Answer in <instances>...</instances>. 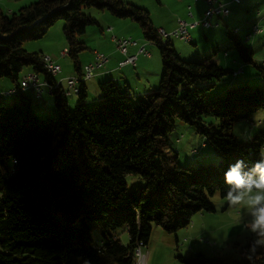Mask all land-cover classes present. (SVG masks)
<instances>
[{"label":"trees","instance_id":"1","mask_svg":"<svg viewBox=\"0 0 264 264\" xmlns=\"http://www.w3.org/2000/svg\"><path fill=\"white\" fill-rule=\"evenodd\" d=\"M89 8L140 25L144 38L160 53L158 88L135 95L132 87L105 79L98 84L101 99L87 107L86 80L72 95L78 100L70 107L68 87H60L46 69V55L29 52L24 44L41 40L62 19L66 55L75 76L82 77L79 55L88 47L79 37L98 25L86 13ZM228 35L240 58L252 63L253 50L234 30ZM256 67L264 77L263 67ZM25 68L48 84L42 91H52L53 116L40 117L34 111L33 98L39 97L22 89ZM230 72L239 76L243 69L237 74L212 61L182 59L147 10L122 0H38L11 15L0 10V79L15 85L4 93L14 96L11 103L0 99V220L6 222L0 226V264H134L135 248L140 242L148 247L154 224L173 234L188 227L196 213L214 212L209 197L219 193L225 198L228 166L237 159L251 166L263 157L264 128L247 141L238 139L233 128L264 111V87L231 86L209 97L212 87L201 86ZM206 116L219 123H205ZM178 120L203 136L224 162L199 169L181 166L168 140ZM127 176L144 185L130 189ZM95 224L101 228L96 243ZM124 231L128 244L120 239ZM254 239L241 247V259L234 263L203 253L180 260L264 264V247L249 252Z\"/></svg>","mask_w":264,"mask_h":264},{"label":"rangeland","instance_id":"2","mask_svg":"<svg viewBox=\"0 0 264 264\" xmlns=\"http://www.w3.org/2000/svg\"><path fill=\"white\" fill-rule=\"evenodd\" d=\"M38 0H0V10L6 14L11 15L16 13L20 8L28 6ZM127 4L144 8L149 12L150 18L154 26L159 28H167L175 21L184 19L189 22H194L198 18H190L188 11L191 7L196 10L197 0H122ZM231 14L229 17L216 16L220 22L219 29H206L201 26L192 28L190 33L192 37H201L200 43L193 41L187 43L180 38L170 37L171 43L174 45L176 51L184 52V55L191 50H195V58L181 56L186 61H212L218 63L221 68L225 67L223 62H219L220 57H225L229 54V59L235 57L239 63L237 68L230 69L231 71L239 73L238 71L244 68V73L239 74L238 85H252L253 87H264V77L260 70L256 67H263L264 69V32L254 34L253 28L259 26L264 27V0H242L238 5L230 7ZM86 13L92 15L98 25H91L87 28V32L79 37L88 49L79 55V61L82 67L88 65L94 50L103 51L110 46V39L112 36L127 35L139 36L145 42L147 50L151 54H155V58L151 62L153 71L160 74L162 72V63L158 48L149 43L143 36L140 25L132 19H122L113 16L106 10H97L89 8ZM179 18V19H178ZM133 24V27L130 26ZM227 25V27H226ZM129 26L128 30H125ZM135 26V27H134ZM114 28V33L108 31V28ZM238 29L239 34L236 36L243 42L245 47H251L253 50V62H244L237 50L231 42L228 31ZM131 30V32H130ZM122 31V33H121ZM215 32H224L226 39L225 43L214 42L218 38H210L206 40L207 34H214ZM251 34V38L246 37ZM208 37V36H207ZM219 41V40H218ZM114 45V44H113ZM115 46V45H114ZM67 42L63 34V20L60 19L57 23L49 29L45 37L38 41H29L24 44V48L29 52H42L43 54L53 53L58 51L54 58H58V63L64 69H71L76 75L73 61L68 55L60 56V53L67 51ZM54 54V53H53ZM180 55V54H179ZM53 57V55H52ZM225 60V59H224ZM226 69V68H224ZM26 72H30V68H25L21 73L23 76ZM74 75V76H75ZM233 72L228 73L220 79H213L201 83L205 88L212 87L207 95L215 97L225 93L223 87L235 79ZM3 82H8L7 79H0V88ZM96 78H91L86 81L88 98L86 101L87 107H92L101 99V93L98 87ZM159 82L156 88L159 87ZM155 88V89H156ZM134 90V83H132ZM154 89V88H153ZM1 93V100L6 103H11L14 98L13 95H6ZM30 94V93H28ZM138 95V94H136ZM143 95V93L141 94ZM33 96V95H32ZM139 96H136L138 98ZM69 100H74V104L70 107L74 108L78 100L77 95L71 96ZM39 105V107H37ZM54 105V103H53ZM44 105L39 103L38 99L33 98V108L37 115L45 117L46 114L41 112ZM41 109V110H40ZM53 116V115H50ZM204 122L207 124L219 123V119L214 116L204 117ZM264 128V111L260 110L252 114L248 119L238 121L234 124L233 134L242 141L251 140L253 135ZM170 149L172 154H178V162L183 167H192L199 169L206 166H219L224 160L219 157L212 146H210L206 139L199 135L193 127L185 124L181 120L176 123L175 129L168 135ZM264 157V148L262 150ZM128 187L135 188L143 186L144 182L141 179L133 176H127ZM211 205L214 207V212L201 211L194 215L188 227L181 228L176 233L169 234L158 225H153L152 234L146 250L149 252V264H184L180 258H189L197 253H203L208 258H222L227 263H234L241 259V247H243L251 238H254L245 225L250 219L246 209L230 207L224 197L219 193L209 197ZM5 219L0 220V226L5 225ZM100 225L95 224L92 231V240L94 243L101 239ZM120 239L124 244L129 243V236L127 231L120 232Z\"/></svg>","mask_w":264,"mask_h":264},{"label":"crops","instance_id":"3","mask_svg":"<svg viewBox=\"0 0 264 264\" xmlns=\"http://www.w3.org/2000/svg\"><path fill=\"white\" fill-rule=\"evenodd\" d=\"M233 5H238V4L230 3L228 5V8L230 10V14H231L230 7ZM206 8H207V6H206V3L204 0H197L195 11L193 9H191V7H190V9L193 10V12H194V16L198 19L203 16V13L205 12ZM230 14L227 15L226 17H229ZM220 16H224V15H220ZM219 22H220V20L215 16L213 18V23H217L218 27H213L214 29H219L221 27ZM177 24H178V22L175 21L173 24L169 25L166 29L165 28H159L158 30L164 29L167 32H171L172 30L177 28ZM130 26L133 27V24H130ZM197 27H199V26H197ZM226 27H227V25H226ZM111 29H113L112 32L114 33V28H112V27H109L108 31L109 30L111 31ZM128 29H129V26L125 30H128ZM206 29H211V28H206ZM130 32H131V30H130ZM121 33H122V31H121ZM236 34H239V32H237ZM118 36L121 37V36H127V35H118ZM204 36H205L206 40H209L210 38H213V39L218 38L219 41L218 40L214 41L217 43H220V42L225 43V41H226V39L224 37V32H215L214 34H207L208 37L206 35H204ZM192 38H193L192 42L196 41V42L200 43V41H201V37L199 38L197 36L196 37L194 36ZM133 39H135L137 41L138 45L130 47L128 54L129 55H137V65L132 66L130 64H127L125 66H120V62H122L125 59V56L117 49V47L114 44V42L112 41V37H111V39H110L111 44H110L109 48H107L103 51H100V52L105 53L109 57V62L103 68L96 71L94 78H96L98 81H102L105 79L116 80L122 84H126L127 86H129V88H131L132 83H134V90H132V88H131V92H133V94H135V95L136 94L141 95L142 93L143 94L148 93V92H150L156 88L155 86H156L157 82H159L161 73L158 74V72L153 71L152 66H151V62L155 58V54H151L150 51L147 50V46H146L145 42L142 41V38L139 36L133 35ZM140 46H144L146 48V50L149 52V56H146L145 54L138 52V49ZM251 47L252 46H250V48ZM95 51L96 50H94L92 52L93 56L89 60L88 64H90L94 61V52ZM63 52H66V50ZM63 52L60 53V56H62ZM177 52L182 57L187 56L190 58H195L194 56H196L195 50H191L186 55H184V52H182V51H177ZM53 53H48V54H44V55L50 56V57H52V55H53V57H52L53 60L57 64H59L58 58H56L58 51L53 52ZM54 56H56V57L54 58ZM219 62L220 63L223 62V64H225L224 68L229 69V70L232 69L233 67L237 68L239 66V63L235 57H231L229 59V54H227V55L225 54L224 58L220 57ZM242 69H243V73H244V68L242 67ZM28 73H30V72H26L24 75L26 76ZM74 75L75 74L73 72H71L70 68H68V69L64 68L63 69L61 66V71L54 76V79L56 80V82H58L60 84V87H62L63 89H66L68 87L67 79L70 77H73ZM239 82H240L239 76H236V78L231 79L230 82L228 84H226V87L224 86L223 87L224 89H222V90H225L228 87L234 86L235 84H237ZM85 86L87 88L86 83H85ZM13 88H15V85L12 84L10 81L3 82L1 84L0 92H6L7 90H11ZM25 93L26 94L30 93L29 95H33L35 97L34 91L32 89L26 90ZM70 98L71 97L68 98V103L71 106L72 104H74V100H69ZM38 100H39V103L44 105L43 110L40 109L41 112H43L44 114H48V115L54 114L52 91L45 89L43 96L41 98H39ZM37 107H39V105H37Z\"/></svg>","mask_w":264,"mask_h":264},{"label":"built area","instance_id":"4","mask_svg":"<svg viewBox=\"0 0 264 264\" xmlns=\"http://www.w3.org/2000/svg\"><path fill=\"white\" fill-rule=\"evenodd\" d=\"M206 3V10L203 13V16L194 22H189L184 19H179L177 28L172 30L171 32H167L164 29L159 30V33L164 38L176 37L181 40L191 43L193 38L190 33L192 28L197 26L206 27H218L217 23H213V18L215 16L224 15L227 16L230 14V10L228 5L230 3L240 4L242 0H204ZM188 16L190 18H194L193 10L189 9ZM264 31V27L261 28L257 26V30H253L254 34L262 33ZM251 36H249L250 38ZM112 41L116 45L117 49L125 56V59L120 62V66H125L130 64L132 66L137 65V55H129V48L132 46L138 45L137 41L133 39L131 36H112ZM139 53H143L146 56H149V52L146 50L144 46H140L138 49ZM66 52H63L62 56H65ZM109 62V57L98 50L94 52V61L85 67H83V76L91 79L95 76L97 70L103 68ZM46 69L53 75H56L61 71V66L57 64L52 57H45ZM68 88L65 91V96H72L73 94H78L80 92L81 77H70L67 79ZM46 85V81L42 82L39 77L35 74H27L23 77L21 81L22 89H32L36 93L37 97H41L43 94L42 88ZM50 87L51 90H54L53 87ZM15 91H10V94H14ZM134 264H149V252L146 250V246L143 242L138 243L134 251Z\"/></svg>","mask_w":264,"mask_h":264},{"label":"clouds","instance_id":"5","mask_svg":"<svg viewBox=\"0 0 264 264\" xmlns=\"http://www.w3.org/2000/svg\"><path fill=\"white\" fill-rule=\"evenodd\" d=\"M224 182L228 186V205L248 212L250 219L245 227L255 236L249 252L255 253L264 247V157L251 166L237 159L224 172Z\"/></svg>","mask_w":264,"mask_h":264},{"label":"bare ground","instance_id":"6","mask_svg":"<svg viewBox=\"0 0 264 264\" xmlns=\"http://www.w3.org/2000/svg\"><path fill=\"white\" fill-rule=\"evenodd\" d=\"M206 28H213V27H206ZM253 30H257V26H255V27L253 28ZM237 32H238V30L235 29V30H234V33H237ZM86 80H88V77H81V84H82L83 82H85Z\"/></svg>","mask_w":264,"mask_h":264}]
</instances>
